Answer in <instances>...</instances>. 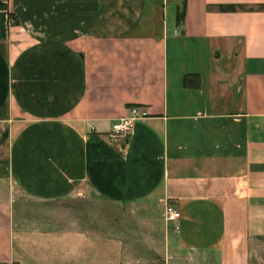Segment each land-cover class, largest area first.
Listing matches in <instances>:
<instances>
[{
	"label": "crops",
	"instance_id": "crops-1",
	"mask_svg": "<svg viewBox=\"0 0 264 264\" xmlns=\"http://www.w3.org/2000/svg\"><path fill=\"white\" fill-rule=\"evenodd\" d=\"M0 264H264V0H0Z\"/></svg>",
	"mask_w": 264,
	"mask_h": 264
},
{
	"label": "rangeland",
	"instance_id": "rangeland-1",
	"mask_svg": "<svg viewBox=\"0 0 264 264\" xmlns=\"http://www.w3.org/2000/svg\"><path fill=\"white\" fill-rule=\"evenodd\" d=\"M61 208L65 213L69 214L72 218H77L78 221L87 222L90 217L92 220L96 219L98 224V230L101 229V225L104 224L105 215L112 212L114 218L120 217V210L118 208H111V206L102 203H86V202H64L54 205L51 210H57ZM117 226V224H115Z\"/></svg>",
	"mask_w": 264,
	"mask_h": 264
},
{
	"label": "built area",
	"instance_id": "built-area-1",
	"mask_svg": "<svg viewBox=\"0 0 264 264\" xmlns=\"http://www.w3.org/2000/svg\"><path fill=\"white\" fill-rule=\"evenodd\" d=\"M147 116L146 111L137 107L128 109V115L117 120L112 125V133L114 136H125L128 134L133 121L143 119ZM163 217L165 222L174 223L180 219V213L169 203L164 207Z\"/></svg>",
	"mask_w": 264,
	"mask_h": 264
},
{
	"label": "trees",
	"instance_id": "trees-1",
	"mask_svg": "<svg viewBox=\"0 0 264 264\" xmlns=\"http://www.w3.org/2000/svg\"><path fill=\"white\" fill-rule=\"evenodd\" d=\"M10 16V15H9ZM191 77L188 75V76H185L183 78V86L184 87H189V86H193V84L190 83V79ZM197 78V77H196ZM195 87H198V84H195Z\"/></svg>",
	"mask_w": 264,
	"mask_h": 264
}]
</instances>
